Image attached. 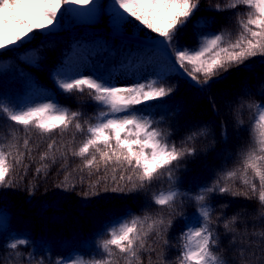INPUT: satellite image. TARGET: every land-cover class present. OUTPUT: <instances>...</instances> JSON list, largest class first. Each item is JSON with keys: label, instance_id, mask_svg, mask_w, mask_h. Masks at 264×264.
I'll return each instance as SVG.
<instances>
[{"label": "snow or ice", "instance_id": "snow-or-ice-1", "mask_svg": "<svg viewBox=\"0 0 264 264\" xmlns=\"http://www.w3.org/2000/svg\"><path fill=\"white\" fill-rule=\"evenodd\" d=\"M201 6L202 0H107V3L103 0H0V74L15 77L14 85L19 90L7 93L0 81V135L4 140V143H0V187L12 186L9 174L15 167H28L24 164L25 151L16 146L18 142L14 143L18 131L27 135L23 148L31 156L29 139L33 130L42 139L47 137L52 140L47 145L52 150L56 144L54 135L63 137L69 129H74L82 141L71 154L81 158L91 154V159L85 163L87 168L92 167L97 159L96 154H99L105 168L102 173L99 167L96 168L100 175L90 187L97 190L86 193V196H100L99 188L102 185L104 193L111 192L117 196L147 193L149 203L143 207L159 206L155 213L144 211L142 216L117 213L107 229L110 238L98 245L104 255L92 264H110L113 249L119 251L127 264H141L142 250L156 251L152 245L146 248L149 234L154 237L153 245L160 246V258L163 259V250L170 246L167 234L177 215L184 219V228L177 241V264H228L217 251L220 237L217 222L213 220L211 198L217 195L256 198L264 208V86L258 99H252L250 91H242L240 95L243 99L233 98L228 105L235 130L245 129L248 133L246 147L240 146L243 150L237 152L241 157V177H246L251 170L259 180L257 185L251 179L243 178L242 182L247 186V190L243 191L233 190L223 183L236 177L240 169L225 171L221 166V175L211 183L195 184L192 191L179 192L178 186L183 181L176 173L190 158L201 154L200 149L189 147V144L196 137L207 134V125H194L179 138L177 144L173 139L174 132L157 127L159 122L145 112L146 108L165 102V98L177 90L178 84L173 86L167 83L174 74L182 76L198 98L207 99L212 110L217 111V95L212 93L214 85L227 79L226 74L233 68L250 71L251 58L259 57L256 62L264 65V0H229L228 3H212L209 0L207 11L231 13L234 17L237 28L235 39L226 40L224 28L198 36L195 30L207 24V20H203L193 24L192 44L181 46L179 41L184 36V29ZM77 10H80L79 13ZM105 16L111 37L114 42H120L122 50L130 51L132 45H142L137 49L142 56L138 63L153 69L151 75L130 85H118L116 80L128 77L113 72L99 75L85 70L75 75H65L60 71L66 61L65 56L63 59L53 58L52 69H46L49 57L55 55L50 40L64 30L66 22L71 21L77 28L95 26ZM211 22L216 21L212 18ZM228 22L226 17L225 23ZM142 33L144 39H141ZM33 42H38L39 47L25 50ZM76 43L79 44V41ZM9 54L19 63H4L2 58ZM186 64L191 66L190 70L185 67ZM21 65L47 71L55 97L63 96L69 101H76L81 108L86 103L91 104L99 112L89 116L85 111H73L48 96L31 99L38 94L44 95L48 90L40 79ZM85 94L86 100L83 99ZM243 109L249 113L247 127L241 112ZM75 134L72 135L73 141ZM220 135L227 143L226 126L221 125ZM215 144L213 139L203 150L204 154L214 150ZM5 146L15 147V153L5 151ZM46 156L47 153L41 159ZM111 163L118 165L119 169H112L109 185L107 168ZM117 170L119 176L115 174ZM39 171L37 169V173ZM160 185L166 187H158ZM154 187L157 191L152 192ZM107 199L111 200L112 197ZM185 202L194 209L187 217L182 210L177 212V208ZM148 221L150 223L145 226ZM189 221L192 222L191 226ZM236 221L235 215L222 221L224 233L231 235L230 244L237 243ZM259 235L264 236V232ZM241 239L244 237L241 236ZM28 244L27 238L20 237L8 242L10 258L15 260L19 257V264H33L34 261L35 264H44L43 259H37L35 252H28L25 257ZM250 249L251 241L248 247L241 246L237 250V256L246 264V253ZM252 256L255 257L256 253L252 252ZM55 264H83V261L61 258Z\"/></svg>", "mask_w": 264, "mask_h": 264}, {"label": "trees", "instance_id": "trees-1", "mask_svg": "<svg viewBox=\"0 0 264 264\" xmlns=\"http://www.w3.org/2000/svg\"><path fill=\"white\" fill-rule=\"evenodd\" d=\"M208 2L209 0H202L200 10L190 19L184 29V36L179 41L181 46L192 44L193 24L203 20H207V24L195 30L198 36L202 33L219 32L221 28H224L225 39H235L237 28L234 17L231 13L207 11ZM211 2L228 3L229 0H211ZM226 17L229 21L227 24L225 23ZM212 18L215 19V23L211 22ZM107 22L104 20L95 26L64 28L59 34L52 37L50 44L54 48L55 55L49 57V61L45 65L46 69L49 71L52 69L51 60L53 58L63 59L64 56L66 57L76 41H91L98 36L104 37L107 44L106 49L102 51V70L110 72L112 68L125 61L128 54L139 45H132L130 51L122 50L120 42L113 41ZM35 47H39L38 42H33V45L27 46L25 50H33ZM259 59V57L251 58L249 61L252 64L250 71L233 68L226 74L227 79L221 80L220 83L213 86L212 93L217 95V111L212 110L207 99H199L195 90L189 88L184 78L179 74H174L167 82L173 86L179 85L173 95L166 97L165 102L156 107L145 109V112L150 113L154 121L159 122L157 127L174 132L173 139L177 144H179V138L187 134L194 125H207V134L196 137L189 144V147L200 149L201 154L194 159L190 158L187 164L176 173L183 181L178 186L179 192H190L194 189L195 184L211 183L221 175V166L225 171L240 169L236 177L223 181L233 190H247V186L242 182L243 178H249L253 183L259 184L258 178L253 176L251 170L246 177H241V157L237 155V152L243 150L240 146L246 147L248 133L245 129L235 130L231 108L228 106L233 98L243 99L240 95L242 91H250L252 99H258L261 95V89L264 86V65L256 62ZM2 60L4 63H19L11 54L4 56ZM21 67L40 79L41 84L46 88H52L47 71H37V69L25 65H21ZM185 67L189 70L191 68L187 64ZM14 79L15 77L11 75L5 77L0 74V81H2L5 92L19 91L15 88ZM222 93L228 95L222 96L220 95ZM83 99L86 100V94ZM57 100L73 111H85L89 116H92L94 112H99L98 108H93L88 103L81 108L78 102L69 101L63 96H57ZM241 112L245 127H247L249 125L248 110L243 109ZM221 125L227 128V143L221 139ZM73 134H75V130L69 129L63 137L54 135L56 144L52 150H49L47 145L52 140L47 137L42 139L33 130L29 139L31 156H28L27 149L23 148V140L28 138L27 135L23 131H18L15 134L14 143L18 142L16 146L25 151L24 164L28 167L27 169L22 166L15 167L9 174L11 178L9 182L12 186L0 187V264H19V257H16L15 260L11 259L10 251L7 249L8 242L16 237L29 240L27 251L24 252L25 257L28 252H35L37 259H43L44 264H55L57 260L65 257L74 261L82 260L83 264H92L95 259L104 255L98 245L104 239L110 238L107 235V229L117 213L142 216L144 211L155 213L158 210L159 206L146 209L143 207L149 203V194L147 193L117 196L111 192L104 193L101 185L100 196H86V193L97 190L90 187L100 175L96 172V168L99 167L101 173L105 171V168L99 159V154H96L97 159L91 168L85 167L86 160L91 159V154L84 158L71 154L73 150L78 149L82 141L79 134H75L76 139L73 141ZM213 139L216 142L215 149L204 154L203 150ZM0 143H4L2 135H0ZM4 150H11L15 153L16 148L5 146ZM45 153L47 156L41 159ZM218 153L219 155H217ZM113 168L119 169V166L114 163L108 165L107 182L109 185H111ZM37 169L40 170L39 173H37ZM90 172L91 176H89ZM115 174L119 176V170ZM158 187H166V185ZM151 191L155 192L157 188L154 187ZM107 197H112V199L109 200ZM210 204L214 209L213 220L217 222V231L220 237L218 254L228 264H237V261L239 264H246L237 256V250L241 246L248 247L249 241H251V249L246 253L247 264H264V236L259 235L264 232V208H261L256 198L217 195L211 198ZM181 210L185 217L194 211L192 205L187 202L177 208L178 213ZM234 215L237 216L235 226L237 243L230 244L231 235L224 233L222 221L225 217L230 219ZM192 219L196 220L194 214ZM147 223L150 221L146 222L145 226ZM183 228L184 219L177 215L167 234L170 246L163 250V259L160 258V246L153 245L154 237L149 234L146 248L152 245L156 251L142 250L140 253L141 264H177L176 256L179 254L177 241ZM241 236L244 239H241ZM76 250L78 252H74ZM252 252L256 253L255 257L252 256ZM113 253L114 255L109 257L110 264H127L118 250L113 249Z\"/></svg>", "mask_w": 264, "mask_h": 264}, {"label": "rangeland", "instance_id": "rangeland-1", "mask_svg": "<svg viewBox=\"0 0 264 264\" xmlns=\"http://www.w3.org/2000/svg\"><path fill=\"white\" fill-rule=\"evenodd\" d=\"M104 3H107V0H103ZM80 10H77L79 13ZM104 20H107V16H105ZM103 20V21H104ZM108 23V22H107ZM75 27L71 21L65 23L64 28L72 29ZM141 36H144L142 34ZM144 39V38H141ZM105 45V41L103 38L98 37L92 41H82L79 44L74 43L71 51L66 56V63L60 69L61 74L65 75H75L85 70L94 72L99 75H104L105 73L102 71V59L99 54V47ZM138 49V48H137ZM134 49L128 55V58L125 62L120 63L116 68H114L111 72L115 73L121 77H128L116 80L118 85H130L133 81L140 80L142 77H147L151 75L153 69L146 68L141 66L138 63V60L142 58L141 54ZM48 91L44 93V95H35L30 97L31 99L44 98V96L55 98L53 89H47ZM191 226V223L189 224ZM78 252V250L74 251ZM65 259H69L65 257Z\"/></svg>", "mask_w": 264, "mask_h": 264}]
</instances>
